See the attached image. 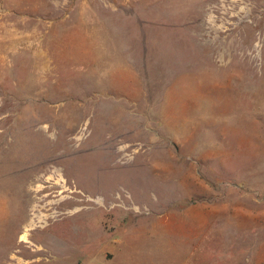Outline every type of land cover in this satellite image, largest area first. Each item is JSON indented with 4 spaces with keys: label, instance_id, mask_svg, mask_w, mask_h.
<instances>
[{
    "label": "rangeland",
    "instance_id": "obj_1",
    "mask_svg": "<svg viewBox=\"0 0 264 264\" xmlns=\"http://www.w3.org/2000/svg\"><path fill=\"white\" fill-rule=\"evenodd\" d=\"M0 264H264V0H0Z\"/></svg>",
    "mask_w": 264,
    "mask_h": 264
},
{
    "label": "bare ground",
    "instance_id": "obj_2",
    "mask_svg": "<svg viewBox=\"0 0 264 264\" xmlns=\"http://www.w3.org/2000/svg\"><path fill=\"white\" fill-rule=\"evenodd\" d=\"M66 192V191H65ZM32 196H31V199H30V207L32 206V210H31V214H30V217H29V221H28V224H27V227H26V234H24V236H23V238L26 240V241H29V239H28V236H29V233H30V231L31 230H33V229H39V227H42V225H44V224H47V221H48V219H49V216L48 215H43V214H36V211H37V209H39V206L38 205H34V204H36V203H38V198L36 197V195H37V193H34V195L33 194H31ZM87 198V197H86ZM49 199V198H48ZM69 199V198H68ZM71 199V198H70ZM95 199V198H94ZM46 200V199H45ZM60 200V199H59ZM65 200H67V198L65 199ZM75 200V199H74ZM58 201V200H57ZM61 202H63V201H61ZM92 202H94V201H92ZM40 203V202H39ZM51 203V202H50ZM64 205H65V203L63 202V203H61L60 204V207L61 208H64ZM30 210V209H29ZM81 210V209H80ZM79 210V211H80ZM40 210H38V212H39ZM65 211H67L66 209H65ZM78 211V212H79ZM40 213V212H39ZM64 216V215H63ZM54 217V216H53ZM59 217V216H58ZM51 218V217H50ZM60 218V217H59ZM52 219V218H51ZM50 224V223H49ZM57 225V224H56ZM25 241V242H26ZM29 243V242H28Z\"/></svg>",
    "mask_w": 264,
    "mask_h": 264
},
{
    "label": "crops",
    "instance_id": "obj_3",
    "mask_svg": "<svg viewBox=\"0 0 264 264\" xmlns=\"http://www.w3.org/2000/svg\"><path fill=\"white\" fill-rule=\"evenodd\" d=\"M34 262L38 263V262H42V261H34ZM34 262H33V263H34Z\"/></svg>",
    "mask_w": 264,
    "mask_h": 264
}]
</instances>
